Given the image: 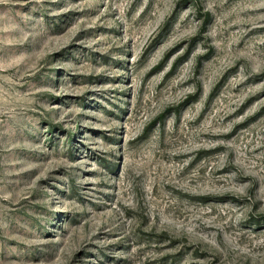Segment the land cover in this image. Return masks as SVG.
I'll list each match as a JSON object with an SVG mask.
<instances>
[{"label":"rangeland","instance_id":"374dc122","mask_svg":"<svg viewBox=\"0 0 264 264\" xmlns=\"http://www.w3.org/2000/svg\"><path fill=\"white\" fill-rule=\"evenodd\" d=\"M0 264H264V0H0Z\"/></svg>","mask_w":264,"mask_h":264}]
</instances>
